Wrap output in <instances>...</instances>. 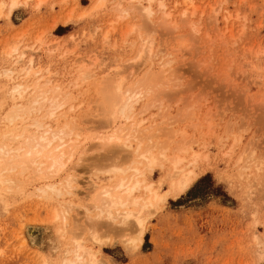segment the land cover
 <instances>
[{"label":"rangeland","instance_id":"rangeland-1","mask_svg":"<svg viewBox=\"0 0 264 264\" xmlns=\"http://www.w3.org/2000/svg\"><path fill=\"white\" fill-rule=\"evenodd\" d=\"M3 15L0 140L37 121L78 147L53 179L4 173L14 183L0 184V264H61L75 239L102 264H264V0H21ZM37 98L56 100L53 118ZM112 123L130 131L128 147L97 140ZM137 141L152 168L130 158ZM135 166L159 194L196 174L141 214V242L133 219L110 221L97 201ZM47 183L55 193L42 194Z\"/></svg>","mask_w":264,"mask_h":264},{"label":"bare ground","instance_id":"bare-ground-1","mask_svg":"<svg viewBox=\"0 0 264 264\" xmlns=\"http://www.w3.org/2000/svg\"><path fill=\"white\" fill-rule=\"evenodd\" d=\"M101 4V1L97 5L93 3L91 7L92 11H96ZM20 5L21 0H3L0 4V17L3 15V9L7 8L3 16L6 19H10V16ZM147 11L150 12L149 9H147ZM187 13V9H184L183 16H189ZM70 20L69 17L62 21L55 22L54 25L57 23L68 24ZM16 51L15 49L13 52ZM28 63L31 65L33 59L30 58ZM9 72L12 71L9 70ZM30 73L31 71H27V74ZM23 87L24 86L21 84L15 85L12 93H17L22 97ZM119 91H121V87H119ZM120 100L122 103L121 113L125 114V111L131 110V103H129V100H126L125 95H122ZM40 101L41 100L38 98L35 100L39 109H42L47 103L51 104V108L55 107V109L50 112L53 118L56 115L55 110L59 107L56 106V100L54 98H43V100ZM12 112L13 115L7 118L10 123H13L18 117L14 115V111ZM11 113L9 115H11ZM15 114H17V112ZM114 123L107 125V128H112V131L97 138V140H100L103 146L114 144L117 147H128V141L131 138L130 131L125 132L115 129ZM28 127H33L34 132H29L27 130ZM134 138L137 140L136 137ZM136 146L137 147L132 151L130 156L131 159L140 160L142 163L145 162L149 168L157 164L156 157H154L152 153L150 154L149 150L141 151V141H137ZM77 147V143H75L73 139H69L64 128L55 131L47 124L45 125L34 121L32 124L25 126L22 134H17L15 130L10 129L0 140V165L3 166L0 168V184L3 185L7 182L13 184L14 181L6 177L4 173L14 172L20 167L24 172H29L31 169L37 168L46 180L53 179L65 170L67 163L74 158ZM179 163L180 161L177 160L175 165ZM132 169L133 172L131 175H126L125 171H122L121 175L117 177V184H115V186L113 185L114 187L112 189L110 187L105 188L97 201L101 203L102 211L107 214L108 220H119L122 225H125L129 220L133 219L139 228L138 233H140V236L138 240L141 242V236L144 234L145 218L144 214H141L144 213L146 208L154 207V204L164 202L169 195L178 197L180 194L185 193L196 180V174L191 170L187 173H182L178 178V175H175L174 177L177 179L171 182L169 190L166 191L165 194H159L158 190L153 189L152 184L147 183L146 179H141L144 175L143 171H141L138 166ZM41 190H43L42 194L47 195L48 191L55 193L57 189L55 185L47 183ZM141 190L146 192L147 198H144L143 195H136ZM140 202H143V204L138 211L127 209L130 206L136 207ZM101 206H98L99 210H101ZM58 215L59 214L55 217H58ZM142 216L144 217L142 218ZM29 233L33 238V230L30 229ZM97 234L93 232L91 239L93 242L100 245L102 240L100 238L102 237L97 236ZM134 241H136V239H134ZM260 260L264 261V254H261ZM61 264H102V262L97 258L96 252L91 250V248L85 247L81 241L75 239L73 248L69 251V256H67Z\"/></svg>","mask_w":264,"mask_h":264}]
</instances>
